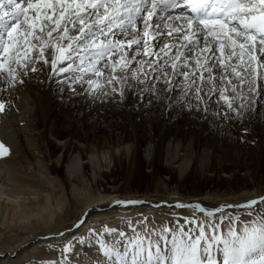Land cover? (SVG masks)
<instances>
[{"label": "snow or ice", "instance_id": "obj_1", "mask_svg": "<svg viewBox=\"0 0 264 264\" xmlns=\"http://www.w3.org/2000/svg\"><path fill=\"white\" fill-rule=\"evenodd\" d=\"M41 62L51 65L49 79L60 77L57 90L66 89L69 98L122 103L132 89L136 103L147 95L170 106L164 94L179 89L176 102L189 110L207 112L218 97L224 118H242L258 100L264 108V83H258L264 81V0H0V92L22 85ZM5 108L0 99V113ZM8 153L0 141V157ZM174 207L204 218L184 217L187 228L121 218L128 231L107 223L89 228L76 243L63 242L59 260L41 264H264V195L211 210L200 203ZM214 213L220 216L213 219Z\"/></svg>", "mask_w": 264, "mask_h": 264}, {"label": "bare ground", "instance_id": "obj_2", "mask_svg": "<svg viewBox=\"0 0 264 264\" xmlns=\"http://www.w3.org/2000/svg\"><path fill=\"white\" fill-rule=\"evenodd\" d=\"M179 12L175 9L172 14ZM39 66V72L29 73L24 83L16 86L12 101L19 112L11 114V109H6L0 113V141L9 149L7 156L0 157V264L59 260L63 242L76 243L89 228L99 229L104 223L124 227L121 218L135 221L146 216L150 222L149 213H154L163 225L176 226L177 221L185 224L184 217L191 218L194 212L176 208L175 213L177 202L200 203L210 209L260 196L253 180L223 194L206 190L182 197L168 181L166 186L158 179L162 173L167 174L166 180L176 173L177 184L184 186L182 177L189 173L193 183L205 185L209 166H229L217 158L218 146L224 141L216 122L223 124L229 118V124L234 122L231 114L224 118L227 108L223 101L217 105L212 100L205 112L203 107L189 110L177 103L179 89L164 94L171 97L170 106H166L167 99L158 101L147 95L142 106L136 103L132 89L122 103L113 99L94 102L84 96L69 98L66 89L62 95L54 93L60 77L49 79L51 65L41 62ZM58 114L64 131L56 124ZM260 120L264 114L254 112L245 122L259 138L264 135ZM228 128L225 124L224 129ZM200 153L204 156L201 160ZM237 165L242 166L240 161ZM181 166H186L184 171ZM194 166H207V170L196 171ZM146 169L148 175L143 174ZM134 184L139 189L133 191ZM117 200L142 203L120 205ZM214 214L213 219L220 216ZM81 219L84 223L74 227ZM124 230L128 231L126 227ZM69 258L76 260L71 255Z\"/></svg>", "mask_w": 264, "mask_h": 264}, {"label": "rangeland", "instance_id": "obj_3", "mask_svg": "<svg viewBox=\"0 0 264 264\" xmlns=\"http://www.w3.org/2000/svg\"><path fill=\"white\" fill-rule=\"evenodd\" d=\"M49 51H51V50H49ZM49 51H46V53H45L46 57L49 54ZM66 63H67V61L63 62V64H66ZM37 67H38V65H37ZM38 68H40V66ZM35 81H37L38 83L42 82L41 79H36ZM0 87H2V85H0ZM80 91H81L80 86H77V92H80ZM130 91H131V89H129L127 92H130ZM7 93H8V95H5ZM14 93L16 94V87L9 89L7 92H0V99H3L6 102V99L9 98L8 102L9 101L10 102L9 103L6 102L5 110L7 109V112H8V110L11 109V112H10L11 114L15 113L16 111L19 112V107L15 105L14 100L12 101V99L15 96V95H13ZM54 93L56 95H59V94L62 95L65 93V91H58L56 88ZM66 93H68V92H66ZM83 96H84V98L87 97L86 95H83V94L78 95V97H83ZM145 99H147V96H145ZM145 99L143 101L139 102V104H141L142 106L143 105L145 106L146 105ZM217 99H218V97L214 98L213 100L216 101ZM101 102L102 101L99 102L100 105L103 103V102L102 103ZM261 103H262V101L258 100L255 110L245 112L242 118H238V119L234 118L233 115L231 114L232 115L231 118H233V120H234L233 125L229 124L230 118L228 120L226 119L224 121L225 123H223V124L216 122L215 128L218 131V133L223 137V141L225 143V144L224 143L219 144L218 149H217L218 150L217 151L218 152L217 158L219 160L225 162L229 166H209L208 168H207V166H194L196 168V171H199V170L206 171L208 169V171H207L208 172V174H207L208 180L205 182V185H202L199 182L193 183L192 178L189 175V173L185 174V176L182 177L183 179H185V180H182V181H184V184H185L184 186H181V185L179 186V184H177L176 181H177L178 174H176V173H174L173 175L168 177L167 178L168 180H166V178H165V176H167V174L162 173L161 175H158V179H159L160 183L164 184L165 182L168 181L169 185L171 187H174L177 189L179 196L187 197V195H193V194H195V193L197 194L199 192L204 193L206 190H208L210 192H214L216 194H223V192H230L231 190L235 191L237 189V187L242 185V183H244L245 181L248 182L249 180H253L254 183H256L259 186L258 187L259 195H264V135H262L261 138H259L254 133H251L245 127L248 124L245 122L248 121V117L250 115H252L254 112L259 113V115L261 113L264 114V108L260 107ZM13 107H15V110H12ZM181 114H183V113L181 112ZM61 117L62 116L60 114H58L55 120H56V124L58 125L59 130L64 131L65 128L62 126ZM259 122H260V126L262 128L264 126V120H260ZM225 124L229 127L228 130L224 129ZM246 129H247V131H246ZM207 142L211 143V139L208 138ZM226 146H227V149H225ZM202 156H203L202 153H200V156H198V159L199 158L202 159L204 157V156L203 157ZM201 159H199V160H201ZM238 161H240V164H242V166L237 165ZM185 167L186 166H181L180 170L184 171L183 169ZM143 171H145L143 173L145 175H148L150 173V172L149 173L147 172V169L143 170ZM158 179H157V181H158ZM143 181L144 182L141 183L142 186H144V183H145V180H143ZM165 185L167 186L166 183H165ZM261 186H262V188H261ZM138 187L139 186H137V185L135 186V184H134L132 186V190L134 191ZM209 204L210 203H208V205ZM208 205H205V207ZM210 205H212V204H210ZM173 209H175L174 212L176 213L177 212L176 207L173 206ZM211 209H214V208H211V206H210L209 210H211ZM225 210H226V212H224L225 214H228V213L235 214V212H236V209H225ZM171 211H172V209H171ZM149 215H150L149 224L151 226L156 227V228H160L163 225V222L161 221L160 217L156 216V214L149 213ZM194 215L197 219H203L204 218V214L199 212V211H195L193 214H190V217L192 218ZM213 217H216L215 214L213 215ZM246 218L247 217H242V219H246ZM227 225H228V221L225 220L222 224V229L226 228ZM169 227H175V226L170 225Z\"/></svg>", "mask_w": 264, "mask_h": 264}]
</instances>
